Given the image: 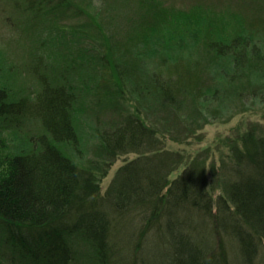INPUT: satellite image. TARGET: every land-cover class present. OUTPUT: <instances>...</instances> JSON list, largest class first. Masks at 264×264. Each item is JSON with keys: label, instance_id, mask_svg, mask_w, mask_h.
Wrapping results in <instances>:
<instances>
[{"label": "trees", "instance_id": "obj_1", "mask_svg": "<svg viewBox=\"0 0 264 264\" xmlns=\"http://www.w3.org/2000/svg\"><path fill=\"white\" fill-rule=\"evenodd\" d=\"M5 1L24 13L29 29L43 25L49 39L41 46L50 54L49 61H36L42 89L35 98L14 99L0 84V119L30 116L46 133L32 139L31 152L7 158L9 172L0 178V261L83 264L69 245L79 236L90 247L89 262L98 264H264V134L252 130L242 148L233 149V179L215 207L193 166L170 180L175 166L158 147L163 132L144 115L145 109L168 121L176 115L179 125L170 128H184L188 140L195 131L188 114L199 113L207 123L229 110L233 98L248 99L247 111L264 104V18L199 37L195 30L213 21L201 15L209 7L203 3L189 12L165 0L129 6L130 0H102V12H92V0ZM116 13L133 14L135 24L120 38L101 22ZM76 18L82 21L62 25ZM185 19L189 28L177 23ZM134 29L139 33L131 34ZM197 41L204 65L195 62ZM141 44L144 50L132 55ZM225 92L230 99L223 100ZM108 111L115 116L104 122ZM80 126L101 157L88 164L78 160L85 152ZM144 145L153 156L129 162L116 187L103 194L101 168Z\"/></svg>", "mask_w": 264, "mask_h": 264}, {"label": "rangeland", "instance_id": "obj_2", "mask_svg": "<svg viewBox=\"0 0 264 264\" xmlns=\"http://www.w3.org/2000/svg\"><path fill=\"white\" fill-rule=\"evenodd\" d=\"M103 1L92 0V6L90 5V7H87L88 10L92 12H102L103 9L100 10L101 8L99 7L101 2L103 4ZM165 1L170 5H178V7L188 10H190L192 6L200 3L209 6L206 8V11L201 13V15L207 22L213 19L211 22L212 26H208V24H206L207 26H199L198 29L195 30L199 37L207 34L211 35L212 33V36L219 33L222 34L225 31L224 27L226 29L231 28L235 30H239L240 28L243 29L244 26L248 27L251 22H256L255 20H260L258 22H261V18H264V0ZM135 2H137V0H130L127 4L129 6L131 3L135 4ZM189 12H191V10ZM230 13L232 14V17H228ZM108 17H104L101 22L104 24L106 31L112 36L115 34L117 37L119 32L121 33V36H118V38L126 36L128 30L131 29V26H135L132 19L133 14H130L129 16L128 13L126 15L116 13L113 15L111 21H108ZM80 21H82V18L66 20L62 22V25H71L72 23L74 24ZM128 21L131 24L129 26ZM188 21L189 19H185L181 20L180 23H177L182 28H189L190 23ZM29 22V19L24 16V13L14 9L7 1L0 0V84L10 88L12 97L17 100L23 96L35 98L38 93L41 92L40 90L42 87L38 84L39 79L37 78L36 80L35 78L36 75L34 73V68L39 57H42L44 61H49L47 55L50 54V52L47 53L41 46L48 38V33L47 35L45 33L42 34L44 29L43 25L35 27L33 30L29 29L31 28L28 27ZM105 22H108L109 25ZM135 31L136 30L134 29L131 34L135 35L136 33H139ZM37 33H40L41 35L38 36ZM115 36L113 42L116 40ZM126 41L128 43L132 42L129 39H126ZM197 42L198 44L195 49L197 51L194 54L198 57H196L195 62L198 60L199 63H203L200 61L201 59H198L199 56L202 58L203 53L202 48L199 47V41ZM40 48L43 50L42 52L40 51ZM138 48L139 49L134 46L131 48L132 55L138 53L140 50L143 51L145 45L141 44ZM116 53L119 59H125V56L121 54V51L118 50ZM130 59L131 58L127 57L128 61ZM202 65H204V63ZM43 68L44 70L46 69L45 67ZM216 70L217 67L215 68L213 66L212 69H210L211 75L215 73ZM145 71L146 73L148 72V74L151 72L150 69H145ZM42 73L45 74V71H42ZM233 73L234 72L231 71L229 75L231 76ZM207 82L213 90L216 86L214 82L212 80H207ZM218 86L221 88L219 84ZM229 95L230 94L225 92L223 94V100H226L224 97H228ZM230 98L231 96H229V99ZM251 104L252 103L249 102L248 99H244V97L233 98L232 102L230 100L228 103L229 110H226V112H219L217 117H213L216 118L214 121L208 118L209 122L207 123L205 122L204 117L199 113H195L194 115L188 114L187 121L190 122L187 123L195 128L194 133L187 137L189 138L188 140H184L186 134L184 128L178 126V128H170L174 125V122L179 125L178 121L175 120L176 115H174V120L168 121L165 119V116H162L155 108L153 112L151 109L148 111L143 108L145 109L144 115L148 122L153 124V126H157L159 130L163 132V134L159 133L157 135L160 139V146L158 147L159 149L162 148L161 151H167L169 153L165 159V163L167 161L169 167L175 166V170L169 176L170 180H176L188 167L193 166L205 180L207 191L212 196L216 207L218 198L227 194V190L233 179V175L230 172L234 162L233 149L235 147L242 148L244 138L252 130L257 136H261L262 133L264 134V104L256 105L252 107V110L247 111L245 107ZM180 114L179 118H181V116L184 118V114L182 112H180ZM114 116L115 115L108 111L102 116V120L104 122H109ZM82 117H86V114L83 113L82 116L80 114V118ZM91 122H93V118ZM79 131L82 133V140L84 142V147L82 149L85 151L84 154H81L82 156H79V162L88 164L92 159L101 158L96 156V151H98V149H95L94 147L91 148V144H93L94 141H90L87 127L80 126ZM44 134H46L45 128L39 119H34L30 116H22L14 121L11 120V118L0 119V178L4 179L9 172L7 167V158L9 155L11 156L25 151L31 152V149L33 148L31 142L33 141L32 139L39 138ZM149 143L150 140L146 145ZM146 145H144L145 147L139 152L118 156L111 165L108 164L109 167L106 169L103 167L101 168V170L104 169L101 171L102 174L105 173L101 181L103 194H106L112 190V188L116 187L122 168L129 162L137 160L139 157L153 156L154 153L148 152ZM67 148L68 147H66V149ZM67 150L72 154L71 149ZM158 160L161 161L160 158H158ZM153 162H155L154 159ZM138 168L140 167L138 166ZM0 236H3L4 238V233L1 229ZM69 245L74 252H77V257H79L78 263L98 264L89 262V260L92 259L90 252H88L90 247L84 239L79 236L72 237L69 239ZM0 264L11 263L4 260L0 261Z\"/></svg>", "mask_w": 264, "mask_h": 264}]
</instances>
